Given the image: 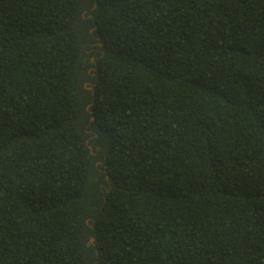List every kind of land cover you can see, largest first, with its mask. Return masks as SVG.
I'll list each match as a JSON object with an SVG mask.
<instances>
[{"label": "trees", "instance_id": "obj_1", "mask_svg": "<svg viewBox=\"0 0 264 264\" xmlns=\"http://www.w3.org/2000/svg\"><path fill=\"white\" fill-rule=\"evenodd\" d=\"M0 264H264V0H0Z\"/></svg>", "mask_w": 264, "mask_h": 264}, {"label": "water", "instance_id": "obj_2", "mask_svg": "<svg viewBox=\"0 0 264 264\" xmlns=\"http://www.w3.org/2000/svg\"><path fill=\"white\" fill-rule=\"evenodd\" d=\"M89 88H92V87H89ZM92 120H94V118H92ZM94 241V239H92V242Z\"/></svg>", "mask_w": 264, "mask_h": 264}]
</instances>
